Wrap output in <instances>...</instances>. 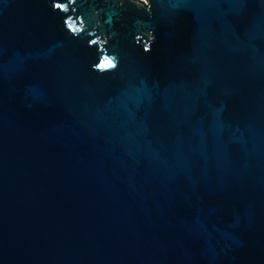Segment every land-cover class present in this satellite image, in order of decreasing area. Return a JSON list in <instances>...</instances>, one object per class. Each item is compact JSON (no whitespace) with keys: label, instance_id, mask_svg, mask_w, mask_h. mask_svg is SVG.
I'll list each match as a JSON object with an SVG mask.
<instances>
[{"label":"water","instance_id":"water-1","mask_svg":"<svg viewBox=\"0 0 264 264\" xmlns=\"http://www.w3.org/2000/svg\"><path fill=\"white\" fill-rule=\"evenodd\" d=\"M0 264H264V0H0Z\"/></svg>","mask_w":264,"mask_h":264},{"label":"rangeland","instance_id":"rangeland-1","mask_svg":"<svg viewBox=\"0 0 264 264\" xmlns=\"http://www.w3.org/2000/svg\"><path fill=\"white\" fill-rule=\"evenodd\" d=\"M144 1V0H143Z\"/></svg>","mask_w":264,"mask_h":264}]
</instances>
